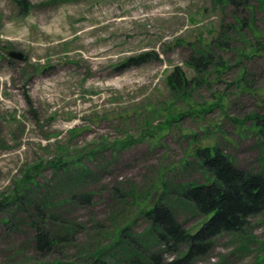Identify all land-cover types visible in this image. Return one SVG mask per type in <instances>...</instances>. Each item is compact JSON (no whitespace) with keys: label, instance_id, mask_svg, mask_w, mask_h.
Returning a JSON list of instances; mask_svg holds the SVG:
<instances>
[{"label":"rangeland","instance_id":"1","mask_svg":"<svg viewBox=\"0 0 264 264\" xmlns=\"http://www.w3.org/2000/svg\"><path fill=\"white\" fill-rule=\"evenodd\" d=\"M27 2L0 0V203L30 175L53 205L47 225L66 237L44 255L32 202L0 204V264H87L95 249H119L124 227L125 241L162 252L147 243L143 211L167 202L185 228L198 225L202 215L175 197L210 177L199 147L264 173V0ZM208 54L199 71L187 63ZM177 68L187 85L173 90ZM61 161L72 164L56 170ZM87 193L90 203L69 200ZM263 262L264 212L196 264Z\"/></svg>","mask_w":264,"mask_h":264},{"label":"trees","instance_id":"2","mask_svg":"<svg viewBox=\"0 0 264 264\" xmlns=\"http://www.w3.org/2000/svg\"><path fill=\"white\" fill-rule=\"evenodd\" d=\"M22 8L30 10L27 0H16ZM234 2L236 0H229ZM147 55L134 58L136 62L145 61ZM212 62V55L203 57L192 56L187 63L199 71L200 64ZM177 68L169 76V84L173 90L186 87L187 78ZM255 124H264V116H255ZM264 134V128L260 130ZM196 164L209 174L207 182L195 184L189 182L180 184L183 189L177 200L191 205L202 215V220L194 229H187L177 219L173 208L167 203L159 201L143 211L149 222L147 229V243L151 246L160 245L162 252L151 251L136 247L132 241L124 240V233L128 227L122 228L118 239L113 245L95 249L92 260L87 264H196L197 260L209 253L214 246V239L223 233H241L249 227L250 218L264 212V173L253 172L239 167L234 160L225 154L219 146L199 147L194 155ZM71 162L61 161L55 165L56 170H66ZM84 170H88L83 167ZM80 173H83L81 171ZM39 184L28 175L21 180L11 194L10 201L1 202L4 208L22 209L32 202L34 215L29 224L34 230L33 243L37 250L44 255L50 253L66 236L52 230L48 225L53 215L47 209L53 207L48 203L45 194L42 198L35 192ZM40 191V190H39ZM91 202V193L80 196L71 195L69 200ZM40 202L43 204L41 205ZM31 206V205H30ZM124 243L127 246H123ZM114 251V252H113ZM165 253L176 255L166 259ZM264 263V262H263Z\"/></svg>","mask_w":264,"mask_h":264},{"label":"water","instance_id":"3","mask_svg":"<svg viewBox=\"0 0 264 264\" xmlns=\"http://www.w3.org/2000/svg\"><path fill=\"white\" fill-rule=\"evenodd\" d=\"M8 55L11 58L18 59V60H22L25 58L24 53H22L21 51H9Z\"/></svg>","mask_w":264,"mask_h":264}]
</instances>
